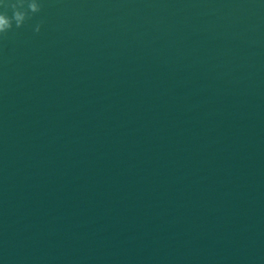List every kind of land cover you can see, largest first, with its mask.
Segmentation results:
<instances>
[{
    "label": "water",
    "instance_id": "95a60500",
    "mask_svg": "<svg viewBox=\"0 0 264 264\" xmlns=\"http://www.w3.org/2000/svg\"><path fill=\"white\" fill-rule=\"evenodd\" d=\"M40 4L0 35V264H264V0Z\"/></svg>",
    "mask_w": 264,
    "mask_h": 264
},
{
    "label": "clouds",
    "instance_id": "9594fccd",
    "mask_svg": "<svg viewBox=\"0 0 264 264\" xmlns=\"http://www.w3.org/2000/svg\"><path fill=\"white\" fill-rule=\"evenodd\" d=\"M40 0H0V35L6 33L12 28L13 22L19 28L26 18L32 13L40 10ZM11 9V15L7 14V10ZM39 24L35 30L39 31Z\"/></svg>",
    "mask_w": 264,
    "mask_h": 264
}]
</instances>
